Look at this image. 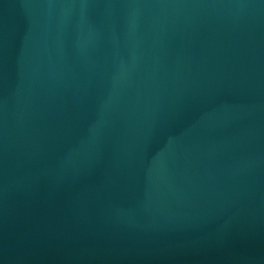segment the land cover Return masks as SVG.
Masks as SVG:
<instances>
[{
    "label": "water",
    "instance_id": "95a60500",
    "mask_svg": "<svg viewBox=\"0 0 264 264\" xmlns=\"http://www.w3.org/2000/svg\"><path fill=\"white\" fill-rule=\"evenodd\" d=\"M0 264H264V0H0Z\"/></svg>",
    "mask_w": 264,
    "mask_h": 264
}]
</instances>
